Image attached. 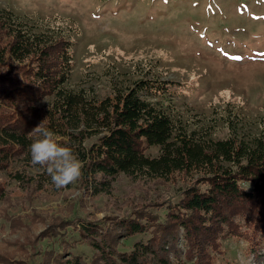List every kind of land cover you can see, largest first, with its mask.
<instances>
[{"label": "trees", "instance_id": "16d2710c", "mask_svg": "<svg viewBox=\"0 0 264 264\" xmlns=\"http://www.w3.org/2000/svg\"><path fill=\"white\" fill-rule=\"evenodd\" d=\"M69 46L60 27L34 30L0 10V172L12 161L34 165L30 145L39 134L30 133L47 118L58 143L82 161L77 182L91 195L109 194L119 174L151 185L177 175L188 180L175 201L146 190L138 201L121 203L128 209L120 217L76 219L78 239H62L49 258L55 264H214L222 240L233 237L248 244L253 264H264V119L246 137L237 135V121L227 114L224 137H215L208 124L189 128L164 99L170 82L159 78L139 77L95 98L66 86ZM89 137L95 139L86 146ZM150 147L157 153L147 154ZM37 166L41 173L23 168L10 176L27 191L46 185L60 191ZM2 190L0 184V196ZM70 223H52L43 236H56ZM136 235L146 238L118 249L119 240ZM77 242L93 254L72 252Z\"/></svg>", "mask_w": 264, "mask_h": 264}, {"label": "rangeland", "instance_id": "374dc122", "mask_svg": "<svg viewBox=\"0 0 264 264\" xmlns=\"http://www.w3.org/2000/svg\"><path fill=\"white\" fill-rule=\"evenodd\" d=\"M1 9L34 30L63 29L71 55L67 87L84 88L100 99L139 77L168 81L164 99L174 116L189 128L208 124L218 138L227 134L221 120L225 114L237 121L241 137L257 132L264 119V0H0ZM146 153L156 154L157 147ZM23 168L29 174L42 172L19 160L0 172V264L8 259L55 264L47 252L59 250L62 239H78L76 219L120 217L128 209L121 203L138 201L146 190L175 201L188 180L177 175L151 185L119 174L109 194L91 195L77 181L60 191L51 185L27 191L10 176ZM65 220L72 223L58 235L43 236L49 225ZM145 238L121 239L118 249L129 250ZM178 245L183 249L182 242ZM73 246L72 252L85 258L94 252L85 242ZM214 264H253L248 244L233 237L222 240Z\"/></svg>", "mask_w": 264, "mask_h": 264}, {"label": "clouds", "instance_id": "9594fccd", "mask_svg": "<svg viewBox=\"0 0 264 264\" xmlns=\"http://www.w3.org/2000/svg\"><path fill=\"white\" fill-rule=\"evenodd\" d=\"M46 124L47 118L31 130L30 134H39L30 145L32 163L44 167L58 189L66 188L80 178L83 163L70 147L58 143L55 132Z\"/></svg>", "mask_w": 264, "mask_h": 264}]
</instances>
